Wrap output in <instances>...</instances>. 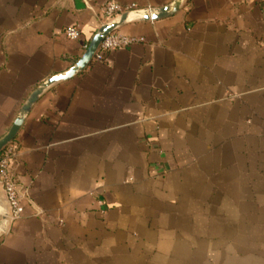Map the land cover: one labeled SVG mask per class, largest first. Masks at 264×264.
Here are the masks:
<instances>
[{
    "label": "crops",
    "instance_id": "crops-1",
    "mask_svg": "<svg viewBox=\"0 0 264 264\" xmlns=\"http://www.w3.org/2000/svg\"><path fill=\"white\" fill-rule=\"evenodd\" d=\"M107 2L144 42L49 90L3 152L23 214L0 264H264V0H0V139Z\"/></svg>",
    "mask_w": 264,
    "mask_h": 264
},
{
    "label": "water",
    "instance_id": "water-1",
    "mask_svg": "<svg viewBox=\"0 0 264 264\" xmlns=\"http://www.w3.org/2000/svg\"><path fill=\"white\" fill-rule=\"evenodd\" d=\"M178 5L179 2H177L175 9L178 8ZM168 13L169 9L164 8L152 16H144V18L146 21L154 22L167 17ZM136 14L137 13L135 12L126 13L120 17L119 21L102 26L90 42L88 49L84 52L80 60L71 69H69V71L48 79L31 94V96L22 106L21 111L14 124L10 128L9 132L3 138L0 139V159L3 152L16 140L17 136L19 135L21 129L25 124L28 115L32 111L33 107L40 100V98L56 85L63 82L71 81L77 76L81 75L83 72H85L92 64L93 59L95 58L105 38L113 33L119 32L121 28L126 26L129 21L134 16H136ZM7 221L8 215L4 216L2 222H0V240L5 235L6 230L4 226L7 224Z\"/></svg>",
    "mask_w": 264,
    "mask_h": 264
},
{
    "label": "built area",
    "instance_id": "built-area-1",
    "mask_svg": "<svg viewBox=\"0 0 264 264\" xmlns=\"http://www.w3.org/2000/svg\"><path fill=\"white\" fill-rule=\"evenodd\" d=\"M101 13L106 20V24L116 22L122 15L130 12H141L137 5H119L113 2H107L101 8ZM143 12H147L152 16L157 12L155 10L147 9ZM105 24V25H106ZM104 26V25H103ZM65 37L70 41H78L81 39V32L78 27H70L64 32ZM144 42L142 38H135L126 35H122L119 32L113 33L105 38L101 44L93 62H103L107 54L112 51L127 49L131 46ZM89 45L84 47V52L88 49ZM12 151L8 150L6 155L0 159V186L4 190L7 203L9 205L8 221L13 222L18 220L23 214V207L21 206V200L19 197L16 182L13 175L10 172L9 160ZM1 221V219H0ZM2 222V221H1Z\"/></svg>",
    "mask_w": 264,
    "mask_h": 264
}]
</instances>
